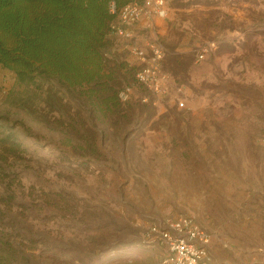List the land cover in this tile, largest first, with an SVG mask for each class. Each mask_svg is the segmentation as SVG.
I'll return each instance as SVG.
<instances>
[{"label":"rangeland","instance_id":"374dc122","mask_svg":"<svg viewBox=\"0 0 264 264\" xmlns=\"http://www.w3.org/2000/svg\"><path fill=\"white\" fill-rule=\"evenodd\" d=\"M167 4L168 17L134 27L119 53L139 67L122 43L150 55L158 39L166 95L131 81L133 104L101 116L85 96L51 84L84 137L41 100L21 107L13 92L24 87L0 68V122L21 143L0 184L13 201L0 209L32 264H157L165 249L147 243L149 229L180 215L208 231L217 264H264V0Z\"/></svg>","mask_w":264,"mask_h":264},{"label":"trees","instance_id":"16d2710c","mask_svg":"<svg viewBox=\"0 0 264 264\" xmlns=\"http://www.w3.org/2000/svg\"><path fill=\"white\" fill-rule=\"evenodd\" d=\"M112 1L121 9L135 0H0V68L10 71L24 87L13 92L21 107L41 100L59 125L80 135L87 133L62 104L60 89L52 83L85 96L101 116L117 114L123 105L133 104L132 99L122 101L119 93L127 85L143 86L136 80L139 67L119 54L123 39L111 31L117 18L110 11ZM128 44L122 43L123 49L131 53ZM86 140L89 151H95V142ZM19 149L12 126L0 122V184L12 175L8 161ZM7 200L11 204L13 198L0 194V202ZM8 225L14 228L16 223L5 220L0 209V264H32L28 249L10 241Z\"/></svg>","mask_w":264,"mask_h":264},{"label":"built area","instance_id":"2783aa9c","mask_svg":"<svg viewBox=\"0 0 264 264\" xmlns=\"http://www.w3.org/2000/svg\"><path fill=\"white\" fill-rule=\"evenodd\" d=\"M110 11L117 14L111 26L112 34L124 40L133 38L134 27L143 20L151 27L156 19L164 20L169 15L167 0H135L121 9L112 1ZM148 49L150 55L143 49L132 48V53L140 60L136 80L152 95L162 97L168 93L170 84V76L163 68L165 49L158 39L149 41ZM208 52V47L202 48L197 60L205 59ZM132 94L133 86L127 85L119 97L122 101H129ZM147 241L165 249L157 264H217L210 251L211 235L191 215H180L164 223L153 224Z\"/></svg>","mask_w":264,"mask_h":264},{"label":"crops","instance_id":"0c3cea01","mask_svg":"<svg viewBox=\"0 0 264 264\" xmlns=\"http://www.w3.org/2000/svg\"><path fill=\"white\" fill-rule=\"evenodd\" d=\"M154 22H157V19ZM146 24H147V22L145 20H143L138 26H142V27L145 26L146 27Z\"/></svg>","mask_w":264,"mask_h":264}]
</instances>
